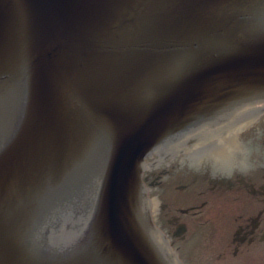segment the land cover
I'll return each mask as SVG.
<instances>
[{
	"label": "water",
	"instance_id": "obj_1",
	"mask_svg": "<svg viewBox=\"0 0 264 264\" xmlns=\"http://www.w3.org/2000/svg\"><path fill=\"white\" fill-rule=\"evenodd\" d=\"M264 113V0H0V264H182L145 159Z\"/></svg>",
	"mask_w": 264,
	"mask_h": 264
},
{
	"label": "flooded vegetation",
	"instance_id": "obj_2",
	"mask_svg": "<svg viewBox=\"0 0 264 264\" xmlns=\"http://www.w3.org/2000/svg\"><path fill=\"white\" fill-rule=\"evenodd\" d=\"M142 183L183 264H264V114L161 145L145 159Z\"/></svg>",
	"mask_w": 264,
	"mask_h": 264
}]
</instances>
